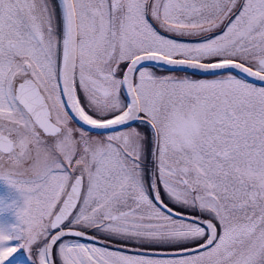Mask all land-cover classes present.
<instances>
[{
	"label": "snow or ice",
	"instance_id": "1",
	"mask_svg": "<svg viewBox=\"0 0 264 264\" xmlns=\"http://www.w3.org/2000/svg\"><path fill=\"white\" fill-rule=\"evenodd\" d=\"M0 178V264H264V0H0Z\"/></svg>",
	"mask_w": 264,
	"mask_h": 264
},
{
	"label": "rangeland",
	"instance_id": "2",
	"mask_svg": "<svg viewBox=\"0 0 264 264\" xmlns=\"http://www.w3.org/2000/svg\"><path fill=\"white\" fill-rule=\"evenodd\" d=\"M0 199L4 200L5 202L15 200L18 204H22L23 202V197L20 195V193L8 185L2 178H0ZM16 222L17 217L15 216L13 209L4 208L3 210H0V224L8 225ZM6 264H12L11 259L7 261ZM29 264H34V262L29 261Z\"/></svg>",
	"mask_w": 264,
	"mask_h": 264
}]
</instances>
